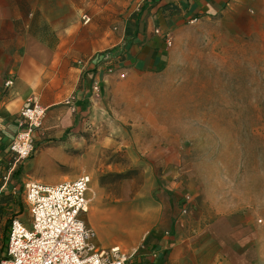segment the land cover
<instances>
[{"label":"rangeland","instance_id":"obj_1","mask_svg":"<svg viewBox=\"0 0 264 264\" xmlns=\"http://www.w3.org/2000/svg\"><path fill=\"white\" fill-rule=\"evenodd\" d=\"M51 2L68 7L73 76L88 68L104 74L92 79L95 109L76 133L39 132L36 153L13 180L14 202L0 215L5 236L16 215L30 226L25 181L56 184L86 173L89 206L81 218L99 245H118L130 257L153 209L171 205L173 193L183 201L173 215L181 214L180 228L194 232L205 255L200 264H264V0H235L215 17L187 23L171 34L156 71L120 66L122 24L134 0ZM244 228L252 234L243 244L249 260H217L233 246L225 233Z\"/></svg>","mask_w":264,"mask_h":264},{"label":"crops","instance_id":"obj_2","mask_svg":"<svg viewBox=\"0 0 264 264\" xmlns=\"http://www.w3.org/2000/svg\"><path fill=\"white\" fill-rule=\"evenodd\" d=\"M134 1L136 7L129 11L122 24L124 46L120 66L133 71H156L167 61V35L179 34L187 23L219 15L235 0ZM67 14L66 5L54 6L51 0H0L1 175L4 173L2 165L7 162L4 148L15 132L16 116L30 99L43 105L47 113L43 130L39 129L35 135L36 147L39 132L45 131L43 137L60 136L68 131L74 134L83 124L85 115L95 109L90 104L89 93L92 82H100L104 72L88 68L81 79L73 76L71 65L78 57L69 49ZM71 19L74 20L75 15ZM7 81L11 83L5 85ZM22 169L23 166H19L16 174ZM172 198L175 200L171 205L159 202L153 209V216H149L151 225L135 253L130 255L129 264L205 262V255L196 249L194 232L182 230L181 214L173 215L182 206V199L176 195ZM87 224L93 228L90 222ZM95 234L96 245L105 248L96 242V230ZM225 234V243L229 239L233 245L231 251L216 253L215 258L220 260L225 255L224 261L231 259L234 263L249 260L243 244L252 238L251 230L244 228ZM210 259L213 260L210 256L207 261Z\"/></svg>","mask_w":264,"mask_h":264},{"label":"built area","instance_id":"obj_3","mask_svg":"<svg viewBox=\"0 0 264 264\" xmlns=\"http://www.w3.org/2000/svg\"><path fill=\"white\" fill-rule=\"evenodd\" d=\"M171 43L167 35V47ZM45 114L46 108L33 99L19 110L15 132L4 148L7 167L0 177V195L15 194V174L36 153L35 135ZM90 183L86 173L56 184L25 181L22 204L30 226L19 220L21 214L10 219L6 236L0 228V245L5 236L0 264H129L119 246L98 247L94 229L81 218L88 211Z\"/></svg>","mask_w":264,"mask_h":264},{"label":"trees","instance_id":"obj_4","mask_svg":"<svg viewBox=\"0 0 264 264\" xmlns=\"http://www.w3.org/2000/svg\"><path fill=\"white\" fill-rule=\"evenodd\" d=\"M174 196L175 195H173V193L170 194L171 203L173 202V199L175 200V198H172ZM12 202H14V195L12 194H1L0 195V215L4 213V210L6 209L5 207L10 205ZM3 233L5 235V231H3ZM4 246H5V236H3V243H2L1 250H4Z\"/></svg>","mask_w":264,"mask_h":264},{"label":"bare ground","instance_id":"obj_5","mask_svg":"<svg viewBox=\"0 0 264 264\" xmlns=\"http://www.w3.org/2000/svg\"><path fill=\"white\" fill-rule=\"evenodd\" d=\"M95 231V230H94Z\"/></svg>","mask_w":264,"mask_h":264}]
</instances>
